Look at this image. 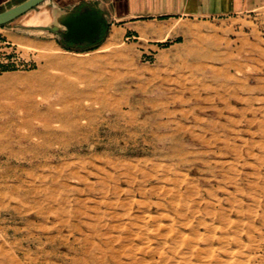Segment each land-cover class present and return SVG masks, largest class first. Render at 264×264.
I'll return each instance as SVG.
<instances>
[{
    "label": "rangeland",
    "instance_id": "1",
    "mask_svg": "<svg viewBox=\"0 0 264 264\" xmlns=\"http://www.w3.org/2000/svg\"><path fill=\"white\" fill-rule=\"evenodd\" d=\"M25 20L0 41V264H264V10L149 53L34 46L55 36ZM81 93L123 118L48 121Z\"/></svg>",
    "mask_w": 264,
    "mask_h": 264
},
{
    "label": "crops",
    "instance_id": "2",
    "mask_svg": "<svg viewBox=\"0 0 264 264\" xmlns=\"http://www.w3.org/2000/svg\"><path fill=\"white\" fill-rule=\"evenodd\" d=\"M22 1L24 0H0V12L6 6ZM51 4L69 11L101 5L111 22L109 36L114 39L120 36L126 40H144L150 44L147 52H160L177 47V39L186 36V30L182 27L188 24L196 23L202 29L212 28L264 10V0H51L41 6L40 15L36 11L26 15L22 25L32 32H47L41 26L53 21ZM10 25L0 27V35ZM177 25L181 28L178 29ZM30 35L32 36L24 38L25 43L38 47L61 45L56 37L45 40L33 36L39 34ZM0 38L4 44L16 45L11 44L10 39H5V34ZM221 39L218 35L219 42Z\"/></svg>",
    "mask_w": 264,
    "mask_h": 264
},
{
    "label": "water",
    "instance_id": "3",
    "mask_svg": "<svg viewBox=\"0 0 264 264\" xmlns=\"http://www.w3.org/2000/svg\"><path fill=\"white\" fill-rule=\"evenodd\" d=\"M51 0H24L6 6L0 12V27L7 26ZM53 21L47 30L54 34L62 46L91 49L104 41L111 22L101 5L87 6L74 11L57 8L51 4Z\"/></svg>",
    "mask_w": 264,
    "mask_h": 264
},
{
    "label": "bare ground",
    "instance_id": "4",
    "mask_svg": "<svg viewBox=\"0 0 264 264\" xmlns=\"http://www.w3.org/2000/svg\"><path fill=\"white\" fill-rule=\"evenodd\" d=\"M105 92L107 93L108 92V89H105ZM93 96H94V94H93ZM33 97V96H32ZM80 99L78 100V101H76L75 103H73L74 104V111L73 112H75V114H77V116H78V120H77V118L76 117H71V113L69 112V111H65V115L64 116H60L59 114H56V115H53V116H49L48 117V121H51L52 119H56V121L57 122H61L62 124H63V127L64 128H74V130H77V129H79L80 128V122L82 121V120H90V118L92 117L91 116V113H88V112H86L85 110H84V105H83V103L85 102V101H94V102H97V103H100L102 106H103V108H104V110L103 111H106V110H108V109H110V110H112V111H114L116 114H117V116H118V118H123V112H122V108H123V103L121 102V101H117L115 104H111V102L109 101V100H107V98L105 97V96H103V95H101V94H95V96L94 97H92V95L91 94H80ZM65 102V101H64ZM68 102V104H69V101H67ZM113 102V101H112ZM70 105V104H69ZM68 106V105H67ZM67 107H65V109H66ZM68 108L69 109H71L69 106H68ZM67 108V109H68ZM53 109H54V106H53ZM66 109V110H67ZM51 111H52V109H51ZM72 112V113H73ZM48 113V112H47ZM59 113V112H58ZM61 113V112H60ZM101 113V112H100ZM49 114V113H48ZM37 115V114H36ZM35 115V116H36ZM38 115H40V114H38ZM43 116V115H42ZM91 116V117H90ZM37 118V117H36ZM72 118V119H71ZM53 121V120H52ZM49 129V128H48ZM145 143V142H144ZM80 228V231H83V230H81V227H79ZM97 233V232H96ZM90 234V233H89ZM85 238H87V237H85ZM36 240H38V239H36ZM91 241V240H90ZM86 242V241H85ZM32 246V245H31ZM87 249V248H86ZM88 250V249H87ZM90 251V250H89ZM205 253H206V250H205Z\"/></svg>",
    "mask_w": 264,
    "mask_h": 264
},
{
    "label": "built area",
    "instance_id": "5",
    "mask_svg": "<svg viewBox=\"0 0 264 264\" xmlns=\"http://www.w3.org/2000/svg\"><path fill=\"white\" fill-rule=\"evenodd\" d=\"M3 45H6L7 46V47H5V49H9L8 47H11L12 48L11 45L4 44V43H3ZM1 47H3V46L1 45ZM1 47H0V56L4 57V60H5V62H2V63H5V64H13V61L11 59V54L2 52L3 49Z\"/></svg>",
    "mask_w": 264,
    "mask_h": 264
},
{
    "label": "trees",
    "instance_id": "6",
    "mask_svg": "<svg viewBox=\"0 0 264 264\" xmlns=\"http://www.w3.org/2000/svg\"><path fill=\"white\" fill-rule=\"evenodd\" d=\"M64 48H66V49H70V47L69 46H63ZM98 46H95V47H93V48H91V49H88V50H92V49H95V48H97Z\"/></svg>",
    "mask_w": 264,
    "mask_h": 264
}]
</instances>
